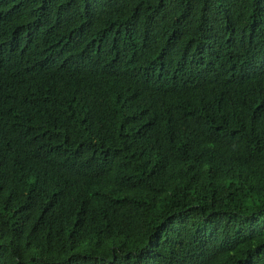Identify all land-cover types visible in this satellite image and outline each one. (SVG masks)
<instances>
[{
	"label": "trees",
	"instance_id": "trees-1",
	"mask_svg": "<svg viewBox=\"0 0 264 264\" xmlns=\"http://www.w3.org/2000/svg\"><path fill=\"white\" fill-rule=\"evenodd\" d=\"M0 264H264V0H0Z\"/></svg>",
	"mask_w": 264,
	"mask_h": 264
}]
</instances>
